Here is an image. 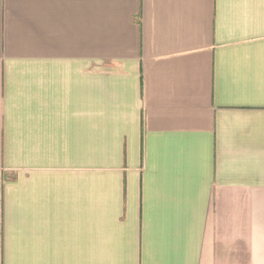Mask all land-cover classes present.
Returning <instances> with one entry per match:
<instances>
[{"label":"crops","instance_id":"1","mask_svg":"<svg viewBox=\"0 0 264 264\" xmlns=\"http://www.w3.org/2000/svg\"><path fill=\"white\" fill-rule=\"evenodd\" d=\"M0 264H264V0H0Z\"/></svg>","mask_w":264,"mask_h":264}]
</instances>
